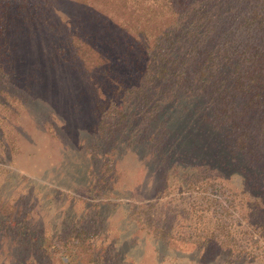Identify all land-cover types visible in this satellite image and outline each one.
<instances>
[{"label": "trees", "instance_id": "16d2710c", "mask_svg": "<svg viewBox=\"0 0 264 264\" xmlns=\"http://www.w3.org/2000/svg\"><path fill=\"white\" fill-rule=\"evenodd\" d=\"M95 1L99 6L76 2L97 27L83 16L72 21L74 16L49 14L58 4L71 9L66 0H0V94L17 68L11 56L20 59L21 46L31 37L51 58L62 56L87 85L99 86L95 131L104 142L126 137L136 122L144 123L140 131L154 143L169 137L165 125L170 120L182 119L184 135L201 137L209 132L198 125L211 124V136L216 134L228 152L241 154L238 161L244 164L235 166L237 173L247 171L249 195L263 217L250 222L248 235H238L236 228L249 220L243 210H230L237 204L235 195L228 205L216 204L211 195L220 188L211 190L216 184L208 179L200 209L214 207L212 232L204 233L205 222L197 221L198 237L243 253L249 264H264V0ZM106 157L111 164V156ZM231 158L236 163L237 157ZM100 180L105 182V176ZM9 215L0 209V242L17 238L23 247L9 250L0 264L6 258L9 264H55L54 256L59 264H108L92 251L97 215L58 236L43 227L32 230L26 217L11 221ZM15 222L23 226L7 234Z\"/></svg>", "mask_w": 264, "mask_h": 264}, {"label": "rangeland", "instance_id": "374dc122", "mask_svg": "<svg viewBox=\"0 0 264 264\" xmlns=\"http://www.w3.org/2000/svg\"><path fill=\"white\" fill-rule=\"evenodd\" d=\"M76 1L66 0L71 9L55 5L49 14L74 16L72 21L83 16L97 27ZM21 48L20 59L11 56L17 68L0 94V209L11 221L26 217L32 230L43 227L58 236L87 224L99 211L92 251L108 264H249L243 253L198 237L197 221L205 222L204 233L212 232L214 207L200 209L208 179L216 184L211 190L220 188L211 195L216 204L228 205L235 195L230 210H243L249 220L236 228L238 235H248L250 222L263 217L249 195L247 171L237 173L241 154L228 152L216 134L212 137L211 124L198 125L209 132L201 137L184 135L182 119L170 120L169 137L154 143L140 131L144 123L136 122L126 137L104 142L95 131L99 86L87 85L62 56L51 58L37 38L26 37ZM16 223L4 231L13 235L22 224ZM0 243V263L9 250L23 247L17 238ZM53 261L59 264L56 256Z\"/></svg>", "mask_w": 264, "mask_h": 264}]
</instances>
